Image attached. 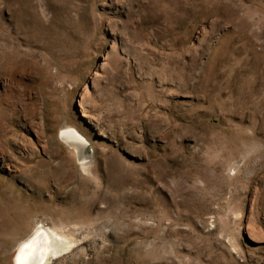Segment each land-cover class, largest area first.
Here are the masks:
<instances>
[{
	"label": "rangeland",
	"instance_id": "374dc122",
	"mask_svg": "<svg viewBox=\"0 0 264 264\" xmlns=\"http://www.w3.org/2000/svg\"><path fill=\"white\" fill-rule=\"evenodd\" d=\"M40 226L49 264H264V0H0V264Z\"/></svg>",
	"mask_w": 264,
	"mask_h": 264
},
{
	"label": "bare ground",
	"instance_id": "6f19581e",
	"mask_svg": "<svg viewBox=\"0 0 264 264\" xmlns=\"http://www.w3.org/2000/svg\"><path fill=\"white\" fill-rule=\"evenodd\" d=\"M59 138L75 147L76 152L80 155L81 164L85 166L89 158L85 151L87 147L86 140L71 130L61 132ZM69 244L64 236L49 228L40 226L19 245L14 264H49L51 260L60 256Z\"/></svg>",
	"mask_w": 264,
	"mask_h": 264
},
{
	"label": "water",
	"instance_id": "95a60500",
	"mask_svg": "<svg viewBox=\"0 0 264 264\" xmlns=\"http://www.w3.org/2000/svg\"><path fill=\"white\" fill-rule=\"evenodd\" d=\"M87 153H88V148L86 147V150H85Z\"/></svg>",
	"mask_w": 264,
	"mask_h": 264
}]
</instances>
